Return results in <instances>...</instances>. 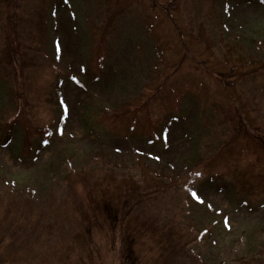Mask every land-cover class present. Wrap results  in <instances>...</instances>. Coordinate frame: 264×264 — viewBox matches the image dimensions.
<instances>
[{
  "label": "rangeland",
  "instance_id": "1",
  "mask_svg": "<svg viewBox=\"0 0 264 264\" xmlns=\"http://www.w3.org/2000/svg\"><path fill=\"white\" fill-rule=\"evenodd\" d=\"M50 1L13 0L12 7L18 8L16 31L24 33L23 40L30 32L40 36L37 15L48 11L44 17L53 26L44 28L49 26L45 36L51 47L45 50L42 39L36 38L37 49L43 48L38 60L45 68L30 73L28 86L44 90L45 82L51 83L49 95L44 96L51 101L33 114L50 121L58 113L60 103L54 93L59 92L64 125L61 134L36 154H28L23 143L27 112L19 116L16 126L0 127V198L10 200L6 193L10 190L39 202L55 190L56 197L65 198L68 176L103 167L121 181L132 179L134 187L155 197L144 194L145 205L132 208L131 214L125 207L120 217L115 216L113 236L97 235L89 256L72 243L54 242L51 237L46 256L34 264H153L152 245H141L145 239L139 242L145 250L140 257L138 251H128L133 241L121 238L135 228L139 210H144L143 217L177 221L181 226L190 225L194 218L203 236L189 250L205 264H241L238 260L248 261L263 252L264 1L102 0L108 14L96 11L100 0H70L72 8L63 0ZM122 9L126 16L114 15L119 24L113 32L88 23L89 16L112 17L113 11ZM147 14L153 32L142 24ZM28 19L32 26L20 30L21 21ZM200 23L202 40L196 38ZM113 33L115 48L100 47L107 34L113 37ZM51 35L62 40H56L59 54L52 46L56 37ZM11 48V61L20 69L15 42ZM47 54L50 60L57 57L54 66L62 76L82 75L84 62L94 78L104 70L105 74L100 82L87 81L86 87H78L70 79H57ZM13 83L0 86V111L9 107L11 114L16 112L14 101L9 103ZM213 91L231 111L225 127L207 124L205 111L213 101ZM247 99L249 106L244 107L241 102ZM121 108H128L125 119L116 114ZM136 116L140 117L138 127L129 129L130 119ZM192 193L204 203H198ZM35 220L33 216L31 222ZM187 230L190 233V227ZM188 233L184 242L190 241ZM11 241L0 238V264H25L18 259V251L7 253ZM183 261L190 264V258Z\"/></svg>",
  "mask_w": 264,
  "mask_h": 264
},
{
  "label": "trees",
  "instance_id": "2",
  "mask_svg": "<svg viewBox=\"0 0 264 264\" xmlns=\"http://www.w3.org/2000/svg\"><path fill=\"white\" fill-rule=\"evenodd\" d=\"M12 3L13 0H0V86L3 82L6 84L14 82L9 103L11 106L14 101L16 112L11 114L9 107H7V111L1 110L0 127L4 126L3 129H7L10 125L16 126V120L19 119V116L27 112L28 118L26 123L28 126L24 132L23 143L24 147L28 149V154H36L45 144H50L59 135L64 120V111L57 104L58 113L56 114L51 109L54 114L50 121H43L42 117L33 114L43 109L44 105L51 101V99L44 98V96L50 93L51 83L49 81L45 82L44 90L37 86H28L29 80L32 79L30 73L45 68L41 61L38 60L37 53L42 52V50L37 49L36 38L39 37L41 39L47 33V27L44 28V26L49 25V21L46 22L44 16L47 15L48 11L46 10L42 15H37V31L40 36L32 35L30 32L27 35V40H22L24 34H19L16 31L20 17H17L18 10H13ZM97 6L96 11L104 10L108 14L109 9L104 3H100L99 1ZM129 9L131 12V8ZM117 12L113 11L112 17L106 16L101 19L100 16H90V18L88 17V23L92 24L93 27L96 25L97 28H104L107 31L111 29L113 32V29H116L119 24L118 19H113L115 18L114 15L118 14V17L124 18L127 13L123 9L119 13ZM99 19L102 21V24H99ZM21 22L23 25L20 30L27 31L29 29L28 25L32 26V22L29 19L22 20ZM142 24L148 25L149 30L153 32L154 24H152V18L149 14L143 16ZM197 29L196 38L202 40L204 37L203 24L200 23ZM98 32L101 33L102 31ZM108 34L107 38L109 41L107 42V39L106 43H104L105 45H108L111 40L116 39L113 37H117L114 33L113 37H109ZM14 42L17 46L14 52L16 55H20V69L18 65H13V60L11 61L10 57V53L13 51L11 46ZM203 42L208 43L206 40H203ZM49 66L53 73H58L57 79L59 80L62 76V71L56 69L51 62H49ZM192 80H194L193 76L190 77V81ZM201 84L206 87L204 80L201 81ZM16 86L21 89H17ZM33 92L35 96H32ZM213 93L217 92L213 91L210 93L214 97L210 106L206 108V117H204L207 119V124L209 125L212 122H216V128L219 127L218 125L225 127L231 119V111L224 107L223 102L219 99V95ZM253 100H255V97H253ZM241 104L244 107H248L249 100L242 101ZM134 109L136 111L140 110V108ZM116 114L117 116L121 115L125 119L129 114L128 108H121ZM262 118L261 124L264 126V116ZM249 120L252 124L256 122L253 118ZM139 121V116L130 119L129 129L132 126L138 127ZM227 131L235 139L234 133L230 131L228 126ZM203 152L201 150L200 153ZM104 168H102V171L105 172H102L100 169H84L77 173H73L74 171H72L71 173L73 174L68 176L65 198L56 197L55 194L58 190L53 191L54 193L40 202L32 198L26 199L25 195L14 193L11 190L6 192L11 199L5 201L0 198V238L3 241L12 238V241L8 243L7 253L12 254L18 251L22 255H19V260L26 261L25 264H34V261L46 256V251L52 245L50 238L53 237L54 242L72 243L75 247L80 248L83 256H89L92 251L90 245L93 243L97 244V235H102L106 239L113 236L114 228L117 226L115 216L118 215L120 217L122 211H125V207H128L126 213L131 214L132 208H140L145 205L146 199L142 198L144 194L148 198L155 197V194L152 192H147V190L141 187H134L132 179L121 181L115 174H111ZM143 213L144 210H139V213L134 216L135 228L125 234V236H121V238H125L127 241L130 239L133 241L129 244L131 248L128 251L133 253L138 251L140 257L144 256L145 250L139 248V242L145 239L141 245L142 247L148 243L152 245L151 250L154 251L153 264H184L183 260L186 258H190V264H205L192 253L191 247L189 250V246L199 242L202 238L196 222L193 221L194 218H190V225L185 223L181 226L177 221L161 222L156 218L143 217ZM33 216H36V220L31 222ZM47 220H50V222L46 224ZM188 227H190V233H188ZM186 233L190 236V241L188 242L183 241ZM137 259L133 258L134 261ZM238 262L241 264H264V251L258 252L256 257L248 261L246 258H242Z\"/></svg>",
  "mask_w": 264,
  "mask_h": 264
},
{
  "label": "snow or ice",
  "instance_id": "3",
  "mask_svg": "<svg viewBox=\"0 0 264 264\" xmlns=\"http://www.w3.org/2000/svg\"><path fill=\"white\" fill-rule=\"evenodd\" d=\"M192 196L195 200H197L198 203H201V204L204 203L203 199H201V197L197 195L196 193H192ZM208 207L211 208V205H208Z\"/></svg>",
  "mask_w": 264,
  "mask_h": 264
}]
</instances>
